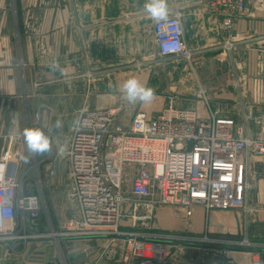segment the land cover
<instances>
[{
	"label": "crops",
	"instance_id": "0c3cea01",
	"mask_svg": "<svg viewBox=\"0 0 264 264\" xmlns=\"http://www.w3.org/2000/svg\"><path fill=\"white\" fill-rule=\"evenodd\" d=\"M259 1L263 7L249 8L227 31L215 0H166L168 18L180 16L191 58L163 59L156 22L144 11L148 0H0V161L24 160L26 128H41L50 137L51 151L42 162L49 165L44 194L54 229L64 227L67 213H79L70 200L69 151L83 109H118L117 122L126 127V114L155 117L173 104L202 117L233 119L252 138L264 132V0ZM169 62L179 66L164 73ZM130 78L154 91L164 78L170 98L158 106L153 99L128 107L122 85ZM249 170L248 214L198 206L188 217L181 208L148 201L145 208L125 204L117 230L170 239L166 264H252L264 251V160L252 158ZM130 188L124 186L129 197ZM39 220H27V235L47 233ZM17 229L24 234L20 218ZM205 237L209 243L201 242ZM243 241L252 247H240ZM123 248V239L114 235L27 237L0 244V264H124Z\"/></svg>",
	"mask_w": 264,
	"mask_h": 264
},
{
	"label": "built area",
	"instance_id": "2783aa9c",
	"mask_svg": "<svg viewBox=\"0 0 264 264\" xmlns=\"http://www.w3.org/2000/svg\"><path fill=\"white\" fill-rule=\"evenodd\" d=\"M259 0H215L225 30ZM154 36L163 59H190L178 14L155 23ZM231 48V47H229ZM120 110L83 109L72 129L69 158L71 193L79 219L66 224L70 237L114 235L121 237L124 264H166L172 243L165 237L121 234L117 230L122 207L132 199L178 207L192 216L195 207L207 212L242 210L250 190V160H264V132L252 138L233 119L202 117L197 111L170 104L155 117L141 111L126 127L117 122ZM130 170H135L132 174ZM131 184V197L124 186ZM42 197L26 192L19 165L9 156L0 161V244L27 238V220H38ZM24 234L17 229V219ZM29 237H32L30 235ZM202 243H209L205 237ZM251 248L248 241L238 244ZM252 264H264V251Z\"/></svg>",
	"mask_w": 264,
	"mask_h": 264
},
{
	"label": "rangeland",
	"instance_id": "374dc122",
	"mask_svg": "<svg viewBox=\"0 0 264 264\" xmlns=\"http://www.w3.org/2000/svg\"><path fill=\"white\" fill-rule=\"evenodd\" d=\"M263 7L262 4L261 6H259V8ZM255 9V8H253ZM179 66L178 63H167L165 66L162 67L163 72L166 73L168 70H170L171 66ZM156 91H155V95L156 97H154V105H160V103L164 102V100H167L166 98H170V92L168 90L169 88V83L167 82L166 79L163 78L161 83H157L156 86ZM168 90V91H167ZM133 105V104H132ZM131 105V106H132ZM126 106L130 107L129 103H126ZM139 113V112H138ZM136 115V114H135ZM135 115H130V114H126V124L131 123L134 118ZM262 132H260L261 134ZM72 138V136H71ZM72 140V139H71ZM70 152V151H69ZM48 153H45L43 155H32L31 153L28 152L27 148H26V156L23 158L24 160L21 163H18L19 165V179L20 181H22L26 192H30V193H40L41 197L43 198V208H42V212L40 215V222L43 224V227L45 228V231L47 233L45 234H33L32 237H43V236H47L50 238L53 237H60L61 236H68L66 231V224L68 221L72 220V219H79L80 218V212L77 213L78 214H69L67 213L64 218H65V223L64 227L60 230L54 229L53 228V222L55 223L56 220L54 217L49 215V212L47 210L46 207V203H45V194H44V187H45V183H44V169L49 166V165H45L42 162V158L44 156H48ZM70 161V158H69ZM71 166V163H70ZM70 178H71V184H70V191H71V185H72V176L70 174ZM72 196V193H71ZM70 197V195H69ZM71 201H73L75 203V205H77V202L75 200V198L72 196L70 198ZM147 201H136L134 199H132L130 202L127 203V205H132V207H138V208H145ZM73 212V211H72ZM126 220H128V218L126 217ZM141 221L142 220H139ZM150 221V219L148 220ZM144 222V221H143ZM44 230V229H43ZM60 232V233H59ZM62 232V233H61ZM153 232V231H150ZM35 235V236H34ZM30 234H28L27 237H29Z\"/></svg>",
	"mask_w": 264,
	"mask_h": 264
},
{
	"label": "clouds",
	"instance_id": "9594fccd",
	"mask_svg": "<svg viewBox=\"0 0 264 264\" xmlns=\"http://www.w3.org/2000/svg\"><path fill=\"white\" fill-rule=\"evenodd\" d=\"M144 11L157 23L166 21L169 9L166 0H148L144 5ZM123 99L130 104L136 102L147 103L154 99L153 88L140 83L136 78H130L122 85ZM60 121L56 122V127H60ZM24 142L27 150L32 155H43L51 151L50 137L41 128H26L23 131ZM59 151L62 153L64 148Z\"/></svg>",
	"mask_w": 264,
	"mask_h": 264
}]
</instances>
